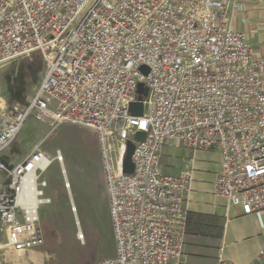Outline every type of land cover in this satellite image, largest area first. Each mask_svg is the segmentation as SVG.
Returning <instances> with one entry per match:
<instances>
[{"label": "built area", "instance_id": "2783aa9c", "mask_svg": "<svg viewBox=\"0 0 264 264\" xmlns=\"http://www.w3.org/2000/svg\"><path fill=\"white\" fill-rule=\"evenodd\" d=\"M240 0H0V68L41 58L35 93L9 104L0 91V232L9 253L44 244L45 174L63 157H10L33 117L99 138L115 256L93 264H184L195 158L166 174L167 147L218 149L214 194L264 218V55L232 26ZM145 66L146 75L141 72ZM139 84L149 97L131 114ZM138 132L146 138L136 142ZM135 172L124 173L127 144ZM67 185V188L70 187ZM217 264H237L223 257ZM0 264H14L0 252ZM252 264H264V249Z\"/></svg>", "mask_w": 264, "mask_h": 264}, {"label": "rangeland", "instance_id": "374dc122", "mask_svg": "<svg viewBox=\"0 0 264 264\" xmlns=\"http://www.w3.org/2000/svg\"><path fill=\"white\" fill-rule=\"evenodd\" d=\"M30 64L25 60L0 68V91L9 103L13 102L10 88L15 87V77ZM35 86L34 82L26 81L20 85L26 95H33ZM37 148L52 158L58 154L64 158L71 189L65 184L67 179L60 164L55 162L44 176L48 182L46 193L52 199L51 205L41 208L44 244L25 256H18L9 253L5 235L0 232V252L14 264H93L114 257L115 238L98 135L72 125L52 129L31 117L25 122L10 157L14 163H20ZM183 155L186 152L168 147L162 159L165 172L176 168L171 163L180 165ZM6 183L5 174L0 173V190ZM187 246L184 264H217L218 253L208 247L214 248L213 245Z\"/></svg>", "mask_w": 264, "mask_h": 264}, {"label": "crops", "instance_id": "0c3cea01", "mask_svg": "<svg viewBox=\"0 0 264 264\" xmlns=\"http://www.w3.org/2000/svg\"><path fill=\"white\" fill-rule=\"evenodd\" d=\"M240 1L242 10L234 14L232 26L234 29L245 33L248 42L256 53L264 55V0ZM36 60L37 58L30 61L31 64L36 63ZM43 69L42 67V74ZM42 74L34 82L36 85L39 83ZM31 96L32 94L26 95L25 89L20 87L18 97L13 96V102L9 101L11 103L23 102ZM166 149L163 153L164 157L166 156ZM178 150L186 152L187 155L181 157L180 165L171 163L176 168L170 169L171 172L169 173L164 170L166 174L178 176L189 168L188 164L183 162L185 159L194 157L196 160L192 173L194 181L190 196L187 244L194 243L200 246L201 243L210 244L214 248L208 246L209 249L218 255L223 249V257L229 261L237 264H252L264 249V218L261 222L255 215H243L240 208H228L226 200L214 194L215 180L222 168V157L218 149L198 153L186 149ZM217 209H225V216L217 215ZM199 218L206 220L205 222L209 224L211 229L210 234L203 235L204 239L200 236L194 238L191 235V231Z\"/></svg>", "mask_w": 264, "mask_h": 264}, {"label": "water", "instance_id": "95a60500", "mask_svg": "<svg viewBox=\"0 0 264 264\" xmlns=\"http://www.w3.org/2000/svg\"><path fill=\"white\" fill-rule=\"evenodd\" d=\"M141 72L144 74L149 73V69L145 66L141 68ZM138 100L139 102L133 103L131 105L130 111L133 116L136 117H142L144 115V112L147 110V106L144 105L143 100L144 98L149 97V91L147 88H145L144 84H139L138 87ZM18 97V94L16 95ZM21 99V98H18ZM146 138V133L145 132H138L135 136V141L136 142H142ZM136 145L133 141H129L127 144V153L124 159V173L125 174H133L135 172V165L133 163V155L135 153ZM217 215L225 216L226 210L225 209H217L216 210Z\"/></svg>", "mask_w": 264, "mask_h": 264}, {"label": "flooded vegetation", "instance_id": "af4514ba", "mask_svg": "<svg viewBox=\"0 0 264 264\" xmlns=\"http://www.w3.org/2000/svg\"><path fill=\"white\" fill-rule=\"evenodd\" d=\"M42 64L40 62H34L30 66H27L25 71H21L19 76L15 77V87L10 88L12 96H16L19 93V86L23 81L26 82H35L37 81L42 74Z\"/></svg>", "mask_w": 264, "mask_h": 264}, {"label": "trees", "instance_id": "16d2710c", "mask_svg": "<svg viewBox=\"0 0 264 264\" xmlns=\"http://www.w3.org/2000/svg\"><path fill=\"white\" fill-rule=\"evenodd\" d=\"M37 62H40L43 66V61L41 58H37L36 60ZM204 218V217H202ZM205 219V218H204ZM204 219H200L199 218V221L196 223V225L194 226V228L192 229L191 231V235L194 237V238H197L200 236V238H203V235H205L206 233L207 234H210V227H209V224L207 222H205L206 220ZM188 223H189V220H188ZM187 234H188V229H187Z\"/></svg>", "mask_w": 264, "mask_h": 264}, {"label": "bare ground", "instance_id": "6f19581e", "mask_svg": "<svg viewBox=\"0 0 264 264\" xmlns=\"http://www.w3.org/2000/svg\"><path fill=\"white\" fill-rule=\"evenodd\" d=\"M2 101H3V99H0V103H2ZM62 159H63V162H64V158H62ZM60 166L62 168V173L64 174L63 176H64L65 180L67 179V182L65 184H68V186L71 189L70 182L68 180V175H67V172H66V169H65V165L63 163H61ZM70 194H72V191H70ZM17 255L18 256H20V255L24 256L23 253H19Z\"/></svg>", "mask_w": 264, "mask_h": 264}]
</instances>
